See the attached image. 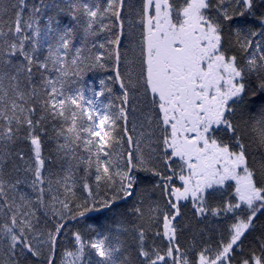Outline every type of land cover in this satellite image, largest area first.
I'll list each match as a JSON object with an SVG mask.
<instances>
[{"label": "snow or ice", "instance_id": "1", "mask_svg": "<svg viewBox=\"0 0 264 264\" xmlns=\"http://www.w3.org/2000/svg\"><path fill=\"white\" fill-rule=\"evenodd\" d=\"M0 264H264V0H0Z\"/></svg>", "mask_w": 264, "mask_h": 264}]
</instances>
